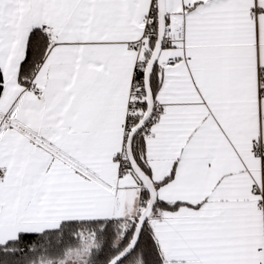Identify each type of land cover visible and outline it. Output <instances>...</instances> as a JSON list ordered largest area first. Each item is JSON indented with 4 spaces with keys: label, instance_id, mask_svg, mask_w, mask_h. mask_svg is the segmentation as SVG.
<instances>
[{
    "label": "snow or ice",
    "instance_id": "6c2138e0",
    "mask_svg": "<svg viewBox=\"0 0 264 264\" xmlns=\"http://www.w3.org/2000/svg\"><path fill=\"white\" fill-rule=\"evenodd\" d=\"M0 264H264V0H0Z\"/></svg>",
    "mask_w": 264,
    "mask_h": 264
}]
</instances>
